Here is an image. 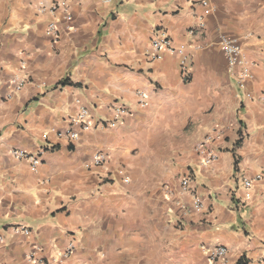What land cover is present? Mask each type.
<instances>
[{
	"label": "crops",
	"instance_id": "crops-1",
	"mask_svg": "<svg viewBox=\"0 0 264 264\" xmlns=\"http://www.w3.org/2000/svg\"><path fill=\"white\" fill-rule=\"evenodd\" d=\"M54 3L55 15L41 11ZM160 28L183 55L148 57ZM223 38L238 40L251 64L245 89ZM17 74L27 83L9 97ZM263 96L264 0H0V264H209L203 246L213 245L228 250L223 264H264ZM117 104L129 113L102 129ZM82 108L93 129L75 143L58 139ZM215 130L219 159L203 166L196 147ZM41 149L37 170L12 155ZM98 152L107 161L90 165ZM189 172L200 212L179 192ZM257 175L244 207L243 180ZM18 224L33 236L7 231Z\"/></svg>",
	"mask_w": 264,
	"mask_h": 264
},
{
	"label": "built area",
	"instance_id": "built-area-1",
	"mask_svg": "<svg viewBox=\"0 0 264 264\" xmlns=\"http://www.w3.org/2000/svg\"><path fill=\"white\" fill-rule=\"evenodd\" d=\"M106 4H109L111 0H104ZM203 6L205 7V15L208 16L212 13V8L208 1L203 2ZM61 5L59 4H51L48 6L42 5L41 11L48 12L52 15H55ZM68 21H72V17L70 15H66ZM205 23L201 20L199 24V28H204ZM48 36L51 38L52 43H58L60 39L58 24L55 20L51 21L48 25ZM220 48L224 53L226 58L229 70L233 77L236 78L237 83L241 89H245L249 82H253L255 80V75L252 71L251 64L246 59L244 55L243 48L240 42L236 39L232 38H223L220 42ZM184 54L183 46H176L169 34L165 31V29L160 28L157 29L151 38V45L148 51V57L151 60L157 61L161 60L164 54ZM181 68L183 71L184 78L189 80L190 72H189V61L184 59L181 63ZM27 80L25 77L17 74L13 77L10 83V91L9 97L19 93ZM264 101V96L262 97ZM115 119L113 121H100L99 125L102 129L113 128L119 121V118L123 115L129 113V108L124 105H116L115 106ZM93 129L92 118L88 108H82L78 116L71 120V127L65 131H55L58 139H65L69 143H75L79 141L81 134L83 132H89ZM246 133L244 131H240L238 137L236 139V144L239 146L241 142L245 139ZM43 138L48 141V134H44ZM218 140H224V133L221 130H215L211 135L207 136L203 142H201L197 147L196 151L201 159V164L203 166H211L214 164L220 155V146L216 144ZM43 149H41L38 153L33 154L27 151L21 150H13L12 155L18 160L27 161L33 170H37L38 167L42 163V154ZM108 159V155L105 152H98L94 155L91 164L93 166H101ZM262 179L261 175H257L253 179L244 178L243 180V188L246 191V196L242 202L243 206H248L247 204L251 200V189L256 182H259ZM124 181L126 183L129 182L128 178H125ZM194 178L192 173H187L182 176L179 180V192L183 194H190L192 196V205L191 208L200 212L203 209V202L201 196L197 194L196 189L193 187ZM7 231L10 232L13 236H22L25 238H31L33 236V230L26 225L18 224L10 226ZM5 242V237L2 233H0V247ZM39 250V246H34V250L29 255V259L31 262H37L36 252ZM76 250V246L71 244L68 248L63 252L64 257L71 256ZM203 250L207 254V259L209 264H223L228 257V250L223 246H203ZM44 263V262H42Z\"/></svg>",
	"mask_w": 264,
	"mask_h": 264
},
{
	"label": "trees",
	"instance_id": "trees-1",
	"mask_svg": "<svg viewBox=\"0 0 264 264\" xmlns=\"http://www.w3.org/2000/svg\"><path fill=\"white\" fill-rule=\"evenodd\" d=\"M67 84H69L68 81H64V82L61 83V85H63V86L67 85ZM69 85H72V84H69Z\"/></svg>",
	"mask_w": 264,
	"mask_h": 264
}]
</instances>
